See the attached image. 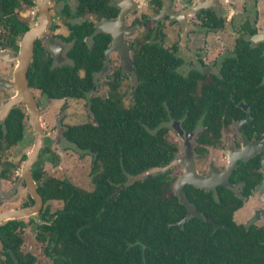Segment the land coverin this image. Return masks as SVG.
<instances>
[{"label": "flooded vegetation", "instance_id": "obj_1", "mask_svg": "<svg viewBox=\"0 0 264 264\" xmlns=\"http://www.w3.org/2000/svg\"><path fill=\"white\" fill-rule=\"evenodd\" d=\"M28 1L25 13L15 12L13 22L21 34H13V45L0 25V52L12 57L18 55L20 38L39 21L38 0ZM47 5L48 19L35 38L27 72L40 122L55 102H82L89 120L72 125L57 116L53 133L42 127L47 152H40L32 166V179L33 169L43 172V162L59 163L52 143L75 152L64 139L68 127L96 125L91 102L110 99L145 118L157 112L161 121L153 135L162 133L164 142L175 147L173 161L189 152L197 173L212 183L202 190L228 208L240 205L232 221L258 242L256 263L264 264V0H48ZM38 67L50 74L69 72L79 97L53 99L33 87L28 75L31 71L34 78ZM7 82L0 78V88L6 90ZM15 108L25 113V138L12 149L30 147L21 158L23 165L34 134L25 107ZM174 114H183L187 121ZM6 161L15 165L12 159ZM230 161L236 164L227 176ZM21 169L14 188L24 189V208L34 201L20 178ZM177 169L174 186L185 167ZM46 204L43 200L40 213L28 218L33 227Z\"/></svg>", "mask_w": 264, "mask_h": 264}, {"label": "trees", "instance_id": "obj_2", "mask_svg": "<svg viewBox=\"0 0 264 264\" xmlns=\"http://www.w3.org/2000/svg\"><path fill=\"white\" fill-rule=\"evenodd\" d=\"M29 4L28 0H0V25L8 30L12 45L13 34H21L13 22L15 12ZM37 70L34 78L31 71L28 78L49 98L79 97L69 72ZM90 110L96 125L68 127L64 139L81 156L92 157L91 190L33 169L44 203H63V208L53 213L46 206L40 221L34 223L35 239L49 264H257L260 245L231 218L240 205L228 208L204 190L185 185L183 192L201 217L191 216L179 224L186 218L187 209L173 191V171L129 184L131 177L173 161L175 147L164 142L162 133L153 135L161 121L157 112L147 113L145 118L139 112H126L110 99L91 102ZM161 116L167 117L164 112ZM174 116L184 118L183 114ZM24 117L25 113L15 108L0 127L2 179H9L17 170L3 155L24 140ZM42 150L46 154V146ZM25 227L21 220L0 226L4 245L0 264H44L22 252Z\"/></svg>", "mask_w": 264, "mask_h": 264}, {"label": "water", "instance_id": "obj_3", "mask_svg": "<svg viewBox=\"0 0 264 264\" xmlns=\"http://www.w3.org/2000/svg\"><path fill=\"white\" fill-rule=\"evenodd\" d=\"M48 0H38V16L39 21L37 22V27L35 30L27 31L19 40V52L13 61L16 62V66L13 72V79L5 84L7 88L12 90L13 97L2 105L0 108V122H4L10 111L14 107H25L28 115L29 125L31 126L34 134V142L32 151L24 161L21 169L20 178L25 182L27 192L34 201V204L29 207L18 208L15 210L0 212V226L11 220H22L30 218L40 213L43 205V199L37 192V188L32 179L31 169L36 162L40 152L44 149L45 145V134L40 122V112L38 106L34 100L33 94L29 88V83L27 79V72L29 65L32 61L34 41L36 36L43 30L45 22L48 19ZM9 54L6 52H0V58H8ZM188 152V151H187ZM236 164V161H230L227 168L226 175L228 176ZM176 165H184V175L180 177L174 186V193L179 198L181 204H183L187 209L186 218L181 221L185 223L187 219L191 216L200 218L201 216L196 211V208L189 202L186 195L183 192V187L188 184L200 189H207L212 186V183L205 177L199 175L196 170V163L191 159L189 152L185 158L180 160H174L169 165L165 167L153 168L145 173L138 176L131 177L129 184L145 178L146 176L153 175L156 173H163L169 171ZM207 222H211L206 219ZM4 246L0 238V255L3 252Z\"/></svg>", "mask_w": 264, "mask_h": 264}, {"label": "rangeland", "instance_id": "obj_4", "mask_svg": "<svg viewBox=\"0 0 264 264\" xmlns=\"http://www.w3.org/2000/svg\"><path fill=\"white\" fill-rule=\"evenodd\" d=\"M24 11L25 10L22 9L20 12L25 13ZM13 58L14 57H12L11 55H9L8 58L5 59L0 58V78L2 80L11 81L13 79V72L16 66V62L13 61ZM9 96H13L12 90H10L9 88H7L6 90L0 88V108L4 103L3 101H1V99L3 97ZM44 112L45 114L42 117L41 125L45 128L44 131L50 134L53 133L55 129L54 120L57 119V116H60V120L62 123H68L72 125L81 124L89 120V117H87L86 115V107L82 102H68L66 104H63V102H55ZM59 124L60 122L57 123V125ZM50 147L51 152L58 156L59 163L57 164V166H54L48 161L43 162V173L48 177L67 180L80 189L90 191L92 188V184L90 181L91 157H80L79 154L71 149L61 150V148L54 143H52ZM29 151V146L18 147L9 150L3 155V158L6 160L12 159V161L17 166V170L12 176L9 177L8 181H2L0 179V212L21 208L23 202H25L24 189L20 187V189L16 191L14 187L16 172H19L22 165L21 158L23 155H27ZM177 166L179 165H176L173 168L169 169L173 171L172 175L174 178L176 177L174 171L175 173H178ZM183 175V170H181V174L177 176V180ZM18 182H20V180ZM11 194L12 197H9L11 196ZM46 205L49 206L51 212L60 210L63 207V203L59 201H50ZM24 221L26 223V227L23 230L24 242L21 247L22 252L24 254L30 253L34 255L40 262L49 264V261L42 254L41 244L38 243L35 239L33 222L30 223L28 218L24 219ZM35 221L37 222L39 220L35 219Z\"/></svg>", "mask_w": 264, "mask_h": 264}]
</instances>
